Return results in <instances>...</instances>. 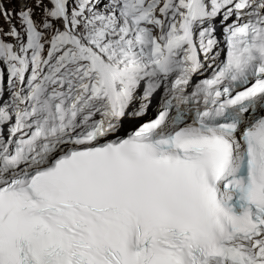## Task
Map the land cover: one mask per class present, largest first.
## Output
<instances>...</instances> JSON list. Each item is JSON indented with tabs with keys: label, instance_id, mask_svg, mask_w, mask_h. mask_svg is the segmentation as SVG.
<instances>
[{
	"label": "snow or ice",
	"instance_id": "snow-or-ice-1",
	"mask_svg": "<svg viewBox=\"0 0 264 264\" xmlns=\"http://www.w3.org/2000/svg\"><path fill=\"white\" fill-rule=\"evenodd\" d=\"M0 264H264V0H0Z\"/></svg>",
	"mask_w": 264,
	"mask_h": 264
},
{
	"label": "rangeland",
	"instance_id": "rangeland-1",
	"mask_svg": "<svg viewBox=\"0 0 264 264\" xmlns=\"http://www.w3.org/2000/svg\"><path fill=\"white\" fill-rule=\"evenodd\" d=\"M16 5L19 7V3H14L11 7H15Z\"/></svg>",
	"mask_w": 264,
	"mask_h": 264
}]
</instances>
